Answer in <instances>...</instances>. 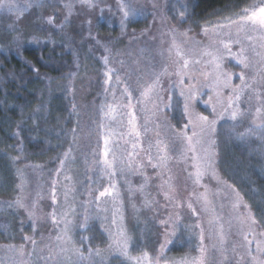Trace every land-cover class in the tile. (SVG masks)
Returning a JSON list of instances; mask_svg holds the SVG:
<instances>
[{
    "label": "rangeland",
    "instance_id": "rangeland-1",
    "mask_svg": "<svg viewBox=\"0 0 264 264\" xmlns=\"http://www.w3.org/2000/svg\"><path fill=\"white\" fill-rule=\"evenodd\" d=\"M190 3L0 0V56L62 37L82 60L85 51L106 55L102 83L84 82L98 100L79 102L81 116L94 120L89 134L87 126L77 132L80 154L62 155L51 180L29 169L18 194L0 200V210L17 215L13 240L0 238V264H264V228L223 178L218 141L234 110L264 139V30L232 23L264 0L189 24L179 15ZM129 5L135 11L125 17ZM129 21L139 30H122L114 43L95 36L100 24ZM65 81L71 94L76 75ZM43 82L50 91L54 79ZM173 102L181 109L178 130ZM197 114L215 121L214 130L202 125L190 150L179 134L200 133ZM89 241L96 243L85 256Z\"/></svg>",
    "mask_w": 264,
    "mask_h": 264
},
{
    "label": "trees",
    "instance_id": "trees-1",
    "mask_svg": "<svg viewBox=\"0 0 264 264\" xmlns=\"http://www.w3.org/2000/svg\"><path fill=\"white\" fill-rule=\"evenodd\" d=\"M250 1L253 0H192L179 16L189 24L201 23ZM122 30L135 31L139 26H133V21L122 23L118 28L103 23L96 27L95 36L114 43L120 39ZM65 40L62 37L38 46L19 47L16 55L3 53L0 56V200L18 194L26 179L23 177L32 174L29 169L35 168L51 180L62 155L68 156L71 149L73 155L80 154V146L76 145L79 129L87 126L86 134L93 131L94 120L86 111L87 116H81L79 102L89 99L97 104L98 99L90 95L84 82L87 79L90 83L97 82L99 78L102 83L106 69L102 58L106 55L98 49L85 51L87 58L82 60L78 50L71 49ZM73 74L76 81L69 94L64 84L66 77ZM45 78L54 82L50 83V91L44 92ZM124 83L127 93L128 82L124 80ZM171 114V122L178 130L181 109L175 102ZM243 120L240 117L225 119L219 127L220 172L237 190L258 225L264 228V139L251 128L247 131ZM91 178L93 183L97 181L95 174ZM88 182L83 184L84 189ZM7 211L0 210V238L13 240L15 222L11 216L16 214L13 212L10 216ZM93 234L94 230L90 235ZM89 242L90 246L88 243L84 246L85 256H89L96 243ZM113 262L121 264L118 260Z\"/></svg>",
    "mask_w": 264,
    "mask_h": 264
},
{
    "label": "snow or ice",
    "instance_id": "snow-or-ice-1",
    "mask_svg": "<svg viewBox=\"0 0 264 264\" xmlns=\"http://www.w3.org/2000/svg\"><path fill=\"white\" fill-rule=\"evenodd\" d=\"M83 2H89V0H83ZM122 9L124 8V5L121 6ZM128 10L124 12L125 17H127L130 12H134L135 10L131 8V6H127ZM232 23H237L241 28H243L245 23H251L253 26H258L260 29L264 30V6H260V5H255L253 6L251 9L249 8H245L242 10V14H240V19L239 21H232ZM205 32H207V29H205ZM227 47V45L225 46ZM240 63L244 64V67H247V64L244 63L243 60L239 61ZM188 62L185 61L184 62V67H187ZM217 68H219V64L217 63L216 65ZM241 81H243V76L240 77ZM158 83V81L156 82ZM155 87V83L153 85H149V87L147 89H145L144 92H142V96L147 97L149 92L152 91V89ZM183 94V93H182ZM236 100L240 99V95L239 93L236 94L235 96ZM232 106V100H229V107ZM188 105L185 104V114H188ZM259 111V110H258ZM232 119H235L237 116V111L234 110L230 113ZM133 121H134V117H133ZM133 121H130V123H132ZM197 121L201 122L200 124L196 125L200 127V133H197L195 131H193L192 136H187L185 133L181 132L179 135H181L184 139L187 140L188 145H189V149L192 150V141H193V137L194 136H198L202 133H204L205 131V127L202 125H206L209 129V131L214 130L213 126L215 124V121H209L207 116H203V115H199L197 114ZM189 123H192V121L190 120ZM197 143H199V140H197ZM107 151H105V156L107 157ZM105 163L107 164V160H105ZM153 167H155V165H153ZM101 196L106 195V194H110L107 192V190H105V192H101L100 193ZM17 203H19V201H17ZM53 222L55 223V218H53ZM26 239H30V238H26ZM201 251L203 252V249H201ZM145 259H147V253L144 254ZM192 264H196V261H193Z\"/></svg>",
    "mask_w": 264,
    "mask_h": 264
}]
</instances>
